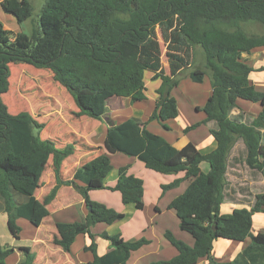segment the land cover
I'll use <instances>...</instances> for the list:
<instances>
[{"label":"trees","instance_id":"16d2710c","mask_svg":"<svg viewBox=\"0 0 264 264\" xmlns=\"http://www.w3.org/2000/svg\"><path fill=\"white\" fill-rule=\"evenodd\" d=\"M0 7L19 25L33 14L30 0H4ZM248 24L264 28V0H45L31 35L13 34L0 21V209L7 214L12 237L20 240L23 229L19 220L39 228L50 216L48 206L59 190L74 187L88 214L83 222L56 223L53 245L70 253L77 237L88 235L91 245L84 251L93 260L80 264H128L131 254L150 240L126 241L121 235L103 233L100 237L112 248L100 256L91 232L97 224L112 225L125 218V214L91 201L92 191H118L125 205L145 208V184L129 175L128 167L118 171L114 188L105 185L112 171L109 155L121 153L137 158L148 170L184 174L163 185V193L191 180L169 209L176 212L180 229L197 238L196 243L189 246L166 231L164 236L178 255L152 264H197L203 258L208 264H264V232L253 233L254 216L264 214V191L255 196L249 209H235L229 217L221 212L230 188V159L238 142L245 147V166L264 176V93L249 83L255 70L243 59L257 48L264 49V34L247 32ZM164 49L169 74L162 63ZM198 51L203 66L190 70V79L202 84L208 77L212 95L203 109L206 119L185 128L184 133L213 123L214 150L202 153L192 143L178 150L135 119L119 125L106 121L110 99L128 98L132 104L145 101L147 81L159 80L149 122L157 121L170 130L167 122L179 115L172 92L180 84L181 73L193 66ZM12 64L50 70L78 108L76 118L88 117L107 125L104 148L108 154L78 168L72 179L65 178L63 164L74 155L76 144L58 148L54 140L42 139L45 126L30 113H10L3 97L10 89ZM238 100L259 104L261 112L242 111ZM235 110H239L237 115ZM50 161L56 183L39 201L35 194ZM202 162L210 164L209 173L201 172ZM219 239L235 243L249 239L250 243L233 260L222 262L213 257ZM19 250L26 258L20 264H35L30 248ZM15 252L0 242V264H7Z\"/></svg>","mask_w":264,"mask_h":264},{"label":"crops","instance_id":"0c3cea01","mask_svg":"<svg viewBox=\"0 0 264 264\" xmlns=\"http://www.w3.org/2000/svg\"><path fill=\"white\" fill-rule=\"evenodd\" d=\"M3 2L4 0H0V5ZM10 17L11 18H9V22L13 23V19L15 18L12 17L11 15ZM5 27L9 30V27L7 26ZM243 59L248 63V65H250L255 70L249 76V83L253 85L257 91L264 93V49L257 48L253 50L249 55H244ZM189 74L190 73H188L185 76V78H190ZM150 77L152 78L153 74H151ZM207 78L208 77H205L204 82L202 84H199L201 85L200 87L204 86L205 88L204 87L200 88L201 90L198 91L197 93L198 95L201 96L204 95L203 96L204 98L200 97L199 101L197 99L191 100L189 105L185 106L186 111L180 108V105L177 101L179 115L176 119L167 122V125L170 127V130H166L157 121L149 122V118L154 112L156 107L155 91L160 86L159 80L153 81L154 83L153 97L152 98L147 97V100L145 101L132 104L130 102V99L128 98L114 97L115 99H120L122 105L116 107L117 111H114L113 113L107 112L106 121L111 125H119L129 119H135L140 125H146V128L149 131L163 137L178 150H181L189 143H192L200 152L202 153L210 152L216 148L215 138L210 133V127L213 125V123H209L208 125L202 124L195 130H192L188 133H184L185 128L197 123H202L206 119V115L203 109L205 107L206 102L212 95L211 84L210 81H207L208 80ZM179 88H180V84L176 89L173 90L172 92L173 97L175 91H178ZM237 105L242 111L255 115H258L262 109L259 104H254L243 100H238ZM238 113L239 110H235L233 112L234 115H237ZM93 125L95 127L94 129L93 128L92 130L91 128L87 129L88 131L85 132V134L82 137L80 136L81 138L86 139L89 145H93L95 139L101 141V143L99 144L101 146H98L99 147L98 150L90 152L91 154L87 153L89 154L90 161L95 159L101 154H108L104 148V142L107 135V125L100 121L95 122V124ZM241 143L242 142H238L235 148L233 149L231 155L232 161L230 159V162L232 164L230 165L228 172V181L230 184L229 191L233 192L234 196L236 195V192H238L237 194L239 195V190H237L236 187L240 186V184H237V182H235L236 181L235 179L240 178L239 173H241L243 170H248V168L243 163L244 144ZM240 145H242L243 147L241 148V155L234 156V151L238 147H241ZM76 153L77 151H75L74 155H76ZM109 157L111 160L112 171L105 181V185L107 188H114L116 186L118 181V171L124 167H128L129 175H133L143 180L145 184L144 185L145 192L143 197V201L145 202V208L143 209V212L146 215V221L137 224V222L133 219H129V220L123 219L112 225L100 223L97 224L95 227H92L91 232L95 236V242L97 244L98 254L100 256L105 255L112 248L110 246V243L108 241L103 240L100 237V235L103 233L111 234L112 230H117V229H120V233H117V235H121V237L126 241L139 240L138 238L144 234L146 235V237H148L146 238L147 240L154 241L155 239L157 243L155 248L153 244L152 245L149 244L145 252L143 249L144 247L137 252H133L131 254L130 260L128 261V264H140V263L151 264L152 262L170 260L176 257L178 255V251L165 238L164 234L166 231L171 230L172 234L177 239L182 240L189 246H194L197 238L180 229V221L176 215V212L174 210L169 209L170 203L187 190V188L191 183V180H186L182 182L178 188L169 190L164 195H162L160 192V186L162 187L163 185H168L169 183L173 182L176 179L183 178L184 174L183 173L161 174L156 171H151L148 170L145 167V164L140 160H138L137 158L129 157L121 153L109 155ZM69 158L65 160L63 164V169H65L68 160L71 161L72 164L74 163L75 165H73L72 168L69 169V174H70L69 176L65 174L64 170H63V174H65V177H68L67 179H72L76 170L82 167V165L76 164L77 163L76 160H72ZM234 159L237 160L234 161ZM200 169L202 173L207 174L210 172L211 166L207 162H202L200 164ZM250 171H251L250 175H252V170ZM262 178L264 179V176H262ZM63 189H67L69 191L68 192L69 194H74L77 197L76 194L78 192L74 187H62L59 190L56 199L48 206V209L49 207H52L53 205H55V203L60 201L59 196L61 197L60 194L63 191ZM36 198L39 201L43 200V199H39L38 197ZM77 198H78L77 203L69 205V207H72L74 211L73 213H76V215L73 216L75 222H83L88 214V209L86 207L83 198L81 196L80 198L79 197ZM89 199L93 202L104 204L108 208H113L122 214H126L125 212H127V209L131 208V206L135 208L133 204L125 205L122 201L121 194L118 191H112L110 189L92 191L89 193ZM242 205H243L242 203H238L237 201H229V202L226 201L222 206V211H221L222 216L229 217L232 214L233 210L235 209H239V208L249 209V205L246 206H242ZM62 207L64 208L65 205H62ZM49 211H50V216L44 219L42 225L39 228H34L35 229L34 232L30 233V235H32L31 236L32 240L30 241L31 244H33V246L35 247L40 248V252L41 251L43 252L44 255L42 257L43 261L41 258L39 259V254H38L39 250L36 251L33 249L32 246L24 244V240H23L24 231H22L19 241L14 239L10 234L12 238L8 239V243H2V239L0 237V242L2 246H9L16 249L15 254L7 259V264H20L25 262L26 258L23 255V252L19 250L21 247H28L31 249L32 253L35 255V261H34L35 264H80V263H87L93 260V255L90 252L84 251V247L91 245V239L89 238L88 235H81L77 237L75 243L71 247L70 253H66L60 247L54 245L55 247L58 248L54 250V252L58 254L61 253V257H62L61 259L55 258V256H57L58 254L57 255L53 254L51 256V254L48 253L47 247L45 246L43 240L40 237V232H42L41 229L43 225L45 224L47 225V228L51 235V240L48 241V243H52L53 235L56 234V223H68V222L74 223V221H64L63 218L56 217V214L58 215V212L56 211L57 213L53 215V211L51 210V208ZM0 213H4V212L0 210ZM139 215L140 214L136 213L134 215V218H138ZM23 221L25 220H19L18 225L20 226V223ZM28 225L31 224L28 222ZM78 243H81V245L79 246L80 248L76 252V254L78 252L86 254L87 255L86 261H82V259L79 260L76 259V261H74L72 258V255L74 254L73 249ZM249 243H250L249 239L243 243H235V242L219 239L214 243L213 257L222 262L231 261L240 252H242L249 245ZM13 259H14V263L12 262ZM208 262L209 261L207 258H203L200 259L197 264H208Z\"/></svg>","mask_w":264,"mask_h":264},{"label":"rangeland","instance_id":"374dc122","mask_svg":"<svg viewBox=\"0 0 264 264\" xmlns=\"http://www.w3.org/2000/svg\"><path fill=\"white\" fill-rule=\"evenodd\" d=\"M30 2L33 6V14L32 17L23 25H19L15 19H13V23H10V15L4 12L0 7V21L5 26L9 27V30L13 34L23 32L25 34L31 35L32 29H34L38 24L39 16L45 4V0H30ZM245 28L246 31L251 34H264V28L258 24H248ZM162 63L164 70L167 74H169L168 63L165 56V49L163 50ZM202 66L203 58L200 51H198L193 66L190 69L183 71L179 76L180 88L178 89V91H175L174 97L178 101L182 110L186 111L185 106H188L191 100L197 99L199 101L200 97L204 98V95L201 96L197 94L198 91L201 90L200 88H203L204 86L200 87L201 85L193 83L190 78H185V76L190 73V70L201 68ZM10 71V89L9 92L3 97V100L8 106L10 113L13 115H17L21 112L30 113L39 123H42L45 126L41 134L42 139L54 140L58 148H64L72 143L76 144L75 148L77 153L69 159L76 160V164H81L82 166L88 163L90 161V152L98 150V146H101L99 145L101 141L95 139L94 144L89 145L88 141L81 137L85 134V132L88 131L87 129H94L95 127L93 124H95V122L97 121L88 117L76 118L78 108L76 107L70 94L59 83L55 81L53 73L50 70L36 69L26 64H12L10 65ZM207 79V81H210L209 78ZM147 83V96L152 98L154 94V83L151 81H147ZM121 105L122 104L120 99L114 98L108 101V113L117 111L116 107H119ZM240 146L241 147H238L234 151V156L241 155V148L243 147L242 145ZM73 165L75 164H72L69 160L67 161L65 169H63L67 176L70 175L69 169L72 168ZM250 174V169L243 170L241 173H239L240 178L235 179V182H237V184H240V186L236 187V189L239 190V195L237 194L238 192H236V195L234 196L233 192L228 191V202L237 201L238 203H242V206L251 205L255 201V196L264 191V179L262 178L261 174L255 171H252V175ZM41 182V187L37 190L36 197H38L39 199H44V197L48 195L52 188L55 186V176L51 161L49 162L47 170L43 174ZM68 192L69 191L67 189H63L60 194L61 197L59 196L60 201L55 203V205H53L52 207H49V210L51 208V210L53 211V215L58 212V215L56 214V217L63 218L64 221L75 222L73 216L76 215V213H73V208L69 207V205L76 204L78 200L77 197L80 198V196L78 193L76 194V197L74 194H69ZM160 192L162 195L165 194L162 192L161 186ZM19 197L21 198V200L25 199L22 196ZM2 205L3 202L0 199V207H2ZM62 205H65V207L63 208ZM134 212L140 214L138 218H134V215L136 214ZM125 213L126 214L124 219H133L137 222V224L146 221V215L144 214L143 210H137L133 206H131V208H128L127 212ZM20 226L24 231V244L32 246L36 251L39 250V259L41 258L43 261V252H40V248L33 246V244H31L30 242L32 240V235H30V233L34 232V227L28 225L27 221L21 222ZM41 230L42 232H40V237L47 247L48 253H50L51 256L53 254L57 255L58 253H55L54 250L58 248L55 247L52 243H48V241L51 240V235L49 233L47 225H43ZM259 232H264V214H256L254 216L253 233L257 234ZM117 233H120V229L112 230L111 234L109 235H117ZM0 237L2 239V243H8V239L12 238L7 228V216L4 213H0ZM141 238L148 237L143 234L138 239ZM150 244H153L154 248L157 245L155 239L154 241L151 240ZM80 245L81 243H78L73 249L75 255L73 254L72 258L74 261H76V259H82V261H86L87 259V255L84 253L78 252L76 254V252L80 248ZM147 246L143 248L144 252L147 249ZM55 258L61 259V253L55 256ZM12 262L14 263V259Z\"/></svg>","mask_w":264,"mask_h":264}]
</instances>
